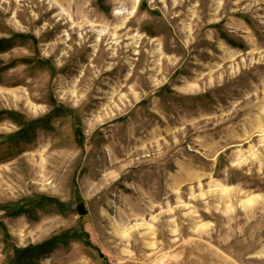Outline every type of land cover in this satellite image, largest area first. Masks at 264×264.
Here are the masks:
<instances>
[{
	"label": "rangeland",
	"instance_id": "374dc122",
	"mask_svg": "<svg viewBox=\"0 0 264 264\" xmlns=\"http://www.w3.org/2000/svg\"><path fill=\"white\" fill-rule=\"evenodd\" d=\"M14 34L0 111L84 140L0 146V264L72 229L40 264H264V0H0Z\"/></svg>",
	"mask_w": 264,
	"mask_h": 264
},
{
	"label": "trees",
	"instance_id": "16d2710c",
	"mask_svg": "<svg viewBox=\"0 0 264 264\" xmlns=\"http://www.w3.org/2000/svg\"><path fill=\"white\" fill-rule=\"evenodd\" d=\"M28 38L29 37L23 35L14 34L9 38L0 39V54L10 51L17 41ZM62 114L66 116L69 114L71 116L72 121L74 122L75 136L80 139L79 144H82L84 140L81 131L82 129L80 127V122L76 120L74 113L72 111H68L62 106H56L50 114L35 120H27L25 116L19 113L0 111V122L4 119H9L19 128V130L13 134L0 135V140H2L0 141V146H15L21 143H30L33 141V136L36 135L38 130L50 129L49 124L52 119H54L55 116L58 117ZM50 206H56L61 211L67 209V206L61 205L56 200L42 198L35 202V204L31 205L28 209L21 207L19 209H14L13 211H9L7 209H4V211H6V213L11 217H18L25 214L29 218L34 219L35 214L39 209ZM0 210L3 209L0 208ZM86 239H88V237L82 229H72L60 234L59 236H55L42 244L30 246L26 249L12 247L10 249V255L7 256V259L9 264H40L38 261L42 257L51 254L61 246L68 247L73 241H85Z\"/></svg>",
	"mask_w": 264,
	"mask_h": 264
},
{
	"label": "water",
	"instance_id": "95a60500",
	"mask_svg": "<svg viewBox=\"0 0 264 264\" xmlns=\"http://www.w3.org/2000/svg\"><path fill=\"white\" fill-rule=\"evenodd\" d=\"M77 211L81 217L88 214L84 203L79 204V206L77 207Z\"/></svg>",
	"mask_w": 264,
	"mask_h": 264
},
{
	"label": "bare ground",
	"instance_id": "6f19581e",
	"mask_svg": "<svg viewBox=\"0 0 264 264\" xmlns=\"http://www.w3.org/2000/svg\"><path fill=\"white\" fill-rule=\"evenodd\" d=\"M120 13V12H119Z\"/></svg>",
	"mask_w": 264,
	"mask_h": 264
}]
</instances>
